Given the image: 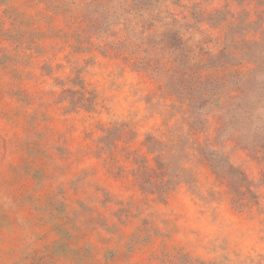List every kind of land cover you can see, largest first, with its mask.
I'll return each instance as SVG.
<instances>
[{"label":"rangeland","instance_id":"rangeland-1","mask_svg":"<svg viewBox=\"0 0 264 264\" xmlns=\"http://www.w3.org/2000/svg\"><path fill=\"white\" fill-rule=\"evenodd\" d=\"M0 264H264V0H0Z\"/></svg>","mask_w":264,"mask_h":264},{"label":"trees","instance_id":"trees-1","mask_svg":"<svg viewBox=\"0 0 264 264\" xmlns=\"http://www.w3.org/2000/svg\"><path fill=\"white\" fill-rule=\"evenodd\" d=\"M190 107H191V110H192V115L194 116V114L197 112V111H204L205 109H207L206 107V104H202V105H197V104H194L193 102H191L190 104Z\"/></svg>","mask_w":264,"mask_h":264}]
</instances>
